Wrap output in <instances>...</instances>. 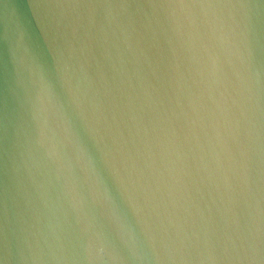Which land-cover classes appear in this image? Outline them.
Wrapping results in <instances>:
<instances>
[{
	"label": "water",
	"instance_id": "water-1",
	"mask_svg": "<svg viewBox=\"0 0 264 264\" xmlns=\"http://www.w3.org/2000/svg\"><path fill=\"white\" fill-rule=\"evenodd\" d=\"M0 264H264V0H0Z\"/></svg>",
	"mask_w": 264,
	"mask_h": 264
}]
</instances>
